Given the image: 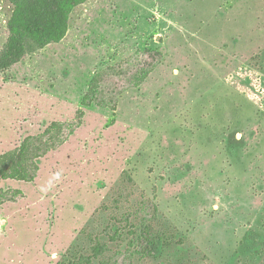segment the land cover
Returning a JSON list of instances; mask_svg holds the SVG:
<instances>
[{
	"label": "rangeland",
	"instance_id": "1",
	"mask_svg": "<svg viewBox=\"0 0 264 264\" xmlns=\"http://www.w3.org/2000/svg\"><path fill=\"white\" fill-rule=\"evenodd\" d=\"M75 2L0 0V60L21 24L46 28L38 51L0 69V154L74 120L99 73L107 103L85 108L35 183L4 184L24 198L0 207V264H57L100 243L120 258L131 237L114 233L154 206L156 226L186 242L131 264H264V0Z\"/></svg>",
	"mask_w": 264,
	"mask_h": 264
},
{
	"label": "trees",
	"instance_id": "2",
	"mask_svg": "<svg viewBox=\"0 0 264 264\" xmlns=\"http://www.w3.org/2000/svg\"><path fill=\"white\" fill-rule=\"evenodd\" d=\"M76 0L68 1L67 4L60 3V0H49L59 7L67 5L70 9L76 6ZM85 3L90 0H78ZM58 19L55 34H59L65 26L67 16L62 11L54 14ZM65 20V23H64ZM21 35L11 37L6 43L5 56L0 60V69L6 70L19 64L23 58L35 53L39 49L43 37L46 35L45 24L37 19H31L20 25ZM52 37V34H49ZM152 60H156V53L149 51ZM156 66L155 62L144 65L145 68L138 69L126 79V89L138 88L146 82L150 73ZM104 76L99 73L89 84L87 93L81 100V109L76 112L72 121H54L38 134L26 137L19 146L5 153L0 154V207L15 203L18 199L24 198V192L20 189H4V184L8 182L31 185L37 180L41 166L40 162L50 154L62 148L76 131L82 127L86 116L85 108L96 105L104 107L107 105L102 89ZM121 92H119L121 94ZM117 99V97H115ZM114 102L110 101V104ZM158 208L153 207L151 214H146L137 224H130L127 231L117 230L112 239H121L123 235L131 237L130 248L127 249L120 258L105 256V246L96 244L91 253L87 254L77 246L71 248L57 264H131L137 257L142 260L157 259L162 251L174 246L185 244V238L181 237L177 227L158 228Z\"/></svg>",
	"mask_w": 264,
	"mask_h": 264
}]
</instances>
